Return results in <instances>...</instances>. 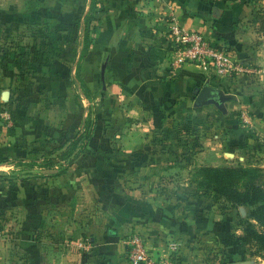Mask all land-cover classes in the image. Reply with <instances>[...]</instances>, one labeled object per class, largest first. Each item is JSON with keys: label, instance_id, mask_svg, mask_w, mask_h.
Instances as JSON below:
<instances>
[{"label": "crops", "instance_id": "0c3cea01", "mask_svg": "<svg viewBox=\"0 0 264 264\" xmlns=\"http://www.w3.org/2000/svg\"><path fill=\"white\" fill-rule=\"evenodd\" d=\"M20 5L16 14L55 10L79 27L15 23L33 39L14 53L0 48V105L4 92L6 106L20 102L0 118V264H128L134 232L165 264H185L184 251L217 243L218 233L224 264L242 261L227 256L226 210L174 207L158 187L191 165L264 169V0ZM171 16L251 73L226 80L173 67ZM206 84L222 92L219 104H196Z\"/></svg>", "mask_w": 264, "mask_h": 264}, {"label": "trees", "instance_id": "16d2710c", "mask_svg": "<svg viewBox=\"0 0 264 264\" xmlns=\"http://www.w3.org/2000/svg\"><path fill=\"white\" fill-rule=\"evenodd\" d=\"M0 23H18L23 25L50 24L59 29L75 33L79 27V18L75 15H63L55 10H36L24 14H6L0 12ZM90 23L91 18L86 17L84 20L82 57L87 53L90 46L88 37ZM73 39L71 36L70 42ZM11 47L13 46L9 43L8 51L14 53ZM14 99L15 102L9 104L11 108L10 116L12 118L14 116L13 109H17L20 103L18 97H14ZM80 141L81 139H78L72 143L70 146L71 152L75 150ZM68 155H70V152H66L61 158L65 159ZM51 164L52 166L54 165L53 163ZM192 179V183L196 185L197 190L220 196L230 206H244L252 209L249 218L261 227V231L257 230L249 220L243 221V234L235 240L240 245L254 247L264 257V171L260 168H244L241 166H201L194 168ZM218 234V242L208 244L212 247L211 250L215 249L219 251L222 243L226 241L225 234ZM233 255L242 256L240 247L234 246L228 248L227 256L231 257Z\"/></svg>", "mask_w": 264, "mask_h": 264}, {"label": "rangeland", "instance_id": "374dc122", "mask_svg": "<svg viewBox=\"0 0 264 264\" xmlns=\"http://www.w3.org/2000/svg\"><path fill=\"white\" fill-rule=\"evenodd\" d=\"M73 0L74 4L81 3L82 0ZM21 0H0V12L6 13V14H16L17 7L20 5ZM24 29L21 31V27H18L15 23L14 24H1L0 23V35L4 34L6 36H0V48L1 46L5 44H9L13 47L12 49H19V45H23L24 40H32L33 35L32 32H23ZM49 37V35H47ZM11 38V42H9ZM26 42V41H24ZM32 43H30L31 45ZM0 108L4 109L9 115L11 114V108L10 106H6V104L2 103ZM6 106V107H5ZM12 118V117H11ZM233 166H236L233 164ZM263 171L264 169L261 168ZM194 174V168H186L183 170H180L178 173V176H173L174 179H170L168 183L164 184L165 186H162L161 188L158 187L162 193H164L166 196L172 198V200H169V205H173L174 207H180L185 205L188 202H202L204 205L209 206L210 209L208 211H227L228 213V219L227 221H224V224L226 223V232L228 237L227 244H235L236 238L242 236L243 234V227L244 222L246 220H249L257 230L261 231V227L255 223L253 220L249 218L251 208L250 207H244V206H230L224 202V200L213 193L204 192L201 190H197L196 185L192 183V176ZM228 246V245H227ZM240 247L243 258L238 260L236 257L233 258L234 263L233 264H264V257L261 252H258L254 247H248L243 246L238 243L237 245ZM212 247L207 246L201 247L197 249H189L182 253L183 262L185 264H224L228 262V259L225 255V249L221 248L220 250H223V253L221 254V251L219 250H211ZM175 256V255H173ZM172 258V257H171ZM173 259H175L173 257ZM239 262V263H237Z\"/></svg>", "mask_w": 264, "mask_h": 264}, {"label": "built area", "instance_id": "2783aa9c", "mask_svg": "<svg viewBox=\"0 0 264 264\" xmlns=\"http://www.w3.org/2000/svg\"><path fill=\"white\" fill-rule=\"evenodd\" d=\"M168 27L173 42L171 62L173 67L197 65L226 80L239 74L251 73L226 51L212 46L200 33L179 25L172 16ZM7 114L0 108V118L9 119ZM125 246L128 264H165L153 260L152 254L147 249V240L140 233L134 232L125 242Z\"/></svg>", "mask_w": 264, "mask_h": 264}, {"label": "water", "instance_id": "95a60500", "mask_svg": "<svg viewBox=\"0 0 264 264\" xmlns=\"http://www.w3.org/2000/svg\"><path fill=\"white\" fill-rule=\"evenodd\" d=\"M197 93L198 96L196 99V104L207 103V102L213 104H219V102H221L223 97L221 91L213 89L208 84L204 85L201 88V90H199ZM8 98H9V94L7 92L1 94V99L3 102H7Z\"/></svg>", "mask_w": 264, "mask_h": 264}]
</instances>
